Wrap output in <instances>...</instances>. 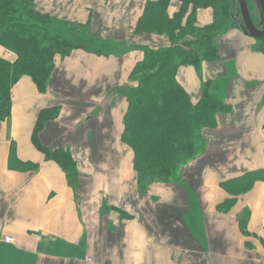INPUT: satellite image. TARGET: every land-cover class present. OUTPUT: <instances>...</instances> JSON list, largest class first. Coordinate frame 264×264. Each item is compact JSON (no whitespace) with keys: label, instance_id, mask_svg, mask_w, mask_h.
I'll use <instances>...</instances> for the list:
<instances>
[{"label":"crops","instance_id":"0c3cea01","mask_svg":"<svg viewBox=\"0 0 264 264\" xmlns=\"http://www.w3.org/2000/svg\"><path fill=\"white\" fill-rule=\"evenodd\" d=\"M157 1L34 0L67 33L52 30L80 47L54 57L44 91L27 75L10 89V115L0 121V264H264V181L229 185L264 171V54L244 30L215 38L216 63L176 72L193 104L210 83L228 107L203 130L205 152L180 185L139 189L121 135L132 70L175 40L138 30ZM180 7L169 0L167 17ZM194 14L197 27L212 23L210 8ZM0 58L16 55L0 45ZM35 141L69 152L74 183Z\"/></svg>","mask_w":264,"mask_h":264},{"label":"trees","instance_id":"16d2710c","mask_svg":"<svg viewBox=\"0 0 264 264\" xmlns=\"http://www.w3.org/2000/svg\"><path fill=\"white\" fill-rule=\"evenodd\" d=\"M178 1L180 10L172 18L166 15L169 0L147 4L137 26L138 30L175 39L165 50L146 51L130 74L133 85L126 97L121 142L133 152L137 182L144 189L155 182L176 183L181 171L204 153L207 142L203 130L213 127L216 115L228 110L218 94L209 91L210 83L205 84L200 100L193 104L177 82L176 72L183 65L216 63L215 38L235 28V19L243 27L241 17L231 15L230 0ZM199 8H210L213 13L212 23L203 28L195 24L194 13ZM56 25V20L34 9V0H0V45L16 55L12 63L0 58L1 122L10 115V89L21 76H30L35 86L44 91L54 57L67 56L80 47L79 42L56 34L52 30ZM68 28L86 34L80 27ZM189 34L193 39L185 40ZM257 40L258 49L264 54V37ZM39 128L37 124L33 138ZM35 143L47 160L58 164L67 179H77L76 164L68 151L49 150ZM255 180L264 181V171L247 173L229 185L244 184L248 190Z\"/></svg>","mask_w":264,"mask_h":264},{"label":"rangeland","instance_id":"374dc122","mask_svg":"<svg viewBox=\"0 0 264 264\" xmlns=\"http://www.w3.org/2000/svg\"><path fill=\"white\" fill-rule=\"evenodd\" d=\"M231 2V7H230V10H231V15L234 17V18H238V16H240V13H239V8H238V4H237V1L236 0H230ZM249 4H250V8H251V15H252V18L254 19L256 25H257V29L258 30H264V0H248ZM241 17V16H240ZM236 20V27L235 28H239V29H242L244 30V27L241 26L240 22L238 21V19H235ZM55 28H57L60 32H66V29L63 31V28L62 27H59V26H55ZM244 32V31H243ZM63 33V34H65ZM245 33V32H244ZM61 34V33H60ZM60 37H62L61 35H59ZM63 38V37H62ZM65 39V38H64ZM255 41L256 45H257V48L259 46V42L257 39H252ZM216 90H218V88H216ZM215 89H213L214 92H216ZM216 94V93H215ZM218 94V93H217ZM216 94V95H217ZM219 96V95H218ZM223 101V100H222ZM220 114V113H219ZM218 115V114H217ZM216 115V116H217ZM216 119V117H215ZM204 138V137H203ZM207 148V146H206ZM205 148V150H206ZM205 152V151H204ZM190 164V163H189ZM186 168V167H185ZM185 168L181 171V174L179 176V179L176 183H159V182H155V183H151L150 185H153V184H167V185H171L173 187H176L178 185H180V181L182 179V176H183V173H184V170ZM137 178V176H136ZM75 182V181H74ZM73 182V183H74ZM138 184V182H137ZM139 185V184H138ZM148 185L147 188L150 186ZM146 188V189H147ZM139 189L142 190V191H145L146 189L142 188L141 186H139ZM90 261V260H89Z\"/></svg>","mask_w":264,"mask_h":264},{"label":"water","instance_id":"95a60500","mask_svg":"<svg viewBox=\"0 0 264 264\" xmlns=\"http://www.w3.org/2000/svg\"><path fill=\"white\" fill-rule=\"evenodd\" d=\"M239 8V13L244 27V32L253 39H261L264 37V30L255 28L246 0H236Z\"/></svg>","mask_w":264,"mask_h":264},{"label":"built area","instance_id":"2783aa9c","mask_svg":"<svg viewBox=\"0 0 264 264\" xmlns=\"http://www.w3.org/2000/svg\"><path fill=\"white\" fill-rule=\"evenodd\" d=\"M4 241L6 243H13L14 242V239L12 237H5Z\"/></svg>","mask_w":264,"mask_h":264}]
</instances>
